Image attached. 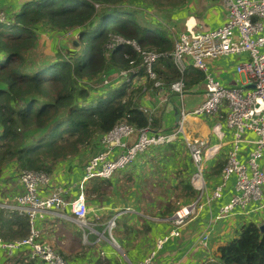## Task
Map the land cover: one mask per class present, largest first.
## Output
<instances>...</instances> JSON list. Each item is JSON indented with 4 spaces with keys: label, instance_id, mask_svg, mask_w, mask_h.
<instances>
[{
    "label": "crops",
    "instance_id": "1",
    "mask_svg": "<svg viewBox=\"0 0 264 264\" xmlns=\"http://www.w3.org/2000/svg\"><path fill=\"white\" fill-rule=\"evenodd\" d=\"M33 1L2 0L1 7L13 18L19 8ZM133 6L140 11V14L136 13L141 23L149 21L147 24H150V19L161 18L163 21L154 26L160 36L165 37L171 44L186 29L197 31L216 28L226 18V10L221 0H185L161 12L143 0H133ZM38 25L36 29L39 32ZM165 59H160L156 64L164 79H161L162 85L157 86L155 80L145 74L137 75L132 80L133 88H141L137 108L147 115L149 125L145 128L149 133L176 130L180 112L185 109L188 113L183 120L182 131H179L173 142L139 155L128 168L116 172L111 178H92L85 181L83 191L88 227L80 229L72 219L56 214L45 215L35 221V226L41 232V239L66 260L77 261L79 264H124L127 261H141L155 251L149 264H204L215 260L218 247L234 238L243 224L253 222L258 226L264 225V198L262 206L253 203L245 210L237 208L234 214L216 219L219 208L235 193L232 176L222 188V195L207 201L210 190L222 182L221 171L231 148L232 132L224 123L223 111L205 116L191 114V110L204 98L202 72L191 65L187 66L183 80L185 91L181 100L169 89L167 64L170 63H165ZM246 59L247 55L244 53L228 54L210 60L209 65L216 79L226 85L235 86L246 82V75L236 71V65ZM169 60L172 64L170 68H174L171 58ZM110 73L114 76L118 72ZM198 76L201 78L198 79ZM216 124L220 125L218 135L212 130ZM245 137L247 140L240 147L242 157L254 147V133L248 132ZM132 140L133 137H130L128 141ZM186 140H206L209 144L215 143L219 146L213 157L203 161V167L206 162V174L203 170V177L208 190L201 194V207L178 228L179 236H169L162 247L156 249L157 241L168 236L174 228L171 218L174 210L198 195L190 181L194 166L185 144ZM101 147L99 138H96L80 154L60 161L49 175L47 187L41 193L47 194L53 187L61 185L69 189L67 199L75 196L85 163ZM116 152L117 148L114 150ZM260 164L264 168V153ZM16 176L15 163L6 165L0 172L1 204L11 198L12 194L7 193L10 191L8 181L15 184ZM0 210L10 213L3 208ZM63 211L69 215L68 209ZM112 218L115 227L112 235H109L106 226ZM204 234H208L207 248L200 247L198 242ZM23 253L15 254L7 260L0 251V264H43L32 260L24 261Z\"/></svg>",
    "mask_w": 264,
    "mask_h": 264
},
{
    "label": "trees",
    "instance_id": "2",
    "mask_svg": "<svg viewBox=\"0 0 264 264\" xmlns=\"http://www.w3.org/2000/svg\"><path fill=\"white\" fill-rule=\"evenodd\" d=\"M143 1L164 10L185 0ZM132 4L133 0H36L24 4L12 24H0V172L15 163L16 172L50 175L60 161L80 154L117 122L125 119L136 128L149 125L147 115L137 108L141 88L132 86L135 76L145 73L141 53L130 45L108 49L106 44L120 36L135 40L142 50L166 54L173 44L156 27L139 23ZM38 24L52 31L73 30L86 51H77L72 60L41 58L35 51ZM164 58L171 64L169 56ZM156 64V79L164 81ZM170 64L169 84L179 78ZM121 70H133L129 80L101 86L95 95L79 82L97 76L100 81L102 75ZM29 230L27 217L0 210L4 241L22 239ZM217 253L204 264H264V230L247 222Z\"/></svg>",
    "mask_w": 264,
    "mask_h": 264
},
{
    "label": "built area",
    "instance_id": "3",
    "mask_svg": "<svg viewBox=\"0 0 264 264\" xmlns=\"http://www.w3.org/2000/svg\"><path fill=\"white\" fill-rule=\"evenodd\" d=\"M226 10L225 21L219 27L212 29H186L173 41L169 54L156 50H142L132 39L116 36L107 44L108 49L130 45L133 50L141 53L144 74L155 80L157 86L162 82L156 79L155 64L163 57L169 56L179 78L169 84V89L182 100L184 96V72L188 65L202 72L204 84L203 100L191 110L196 116L215 115L223 111L224 123L232 132L231 148L226 156V163L221 171L222 182L211 189L209 199L212 201L222 195V188L234 176L235 193L231 199L219 208L216 219L232 215L237 208L245 210L250 204H263L264 168L260 160L264 153V0H221ZM0 24L13 23L5 10L1 7ZM65 32H74L68 30ZM77 34V33H76ZM247 55V59L236 65V71L246 75L244 84L229 86L213 76L210 60L228 54ZM109 53H107L108 55ZM190 60V63H188ZM133 70H121L112 78L109 74L103 76L101 86L118 84L129 80ZM136 77V76H135ZM187 111L182 109L176 130L170 132L157 131L149 133L147 128H136L125 119L117 122L108 132L98 138L101 149L93 154L85 163L83 175L77 186V193L67 199L69 189L61 185L53 187L47 194L41 190L47 187L49 175L42 171L22 170L17 172L15 185L17 191L0 208L12 214L28 218L30 230L26 237L13 241L0 238V251L7 257L24 252L27 260L43 264H79L62 257L49 243L41 239V232L35 226V221L45 215H58L65 219H72L80 229L88 227L87 205L83 184L92 178L108 179L116 172L128 168L141 154L153 148H160L173 142L179 131H182L183 120ZM219 124L212 130L220 134ZM252 132L255 139L254 147L244 157L240 147L247 140L245 135ZM133 137L132 141H128ZM189 150L190 160L194 172L190 181L198 195L192 201L179 205L172 214L173 230L168 236L159 239L156 249L162 247L169 236H179L181 227L201 207V194L208 190L203 177V161L213 157L218 151V144H209L206 140L185 141ZM118 152L114 153L115 149ZM68 209V213L63 210ZM115 227L114 218L107 223L109 235ZM208 234L198 240L199 246L207 248ZM155 254H151L141 261L124 264H149Z\"/></svg>",
    "mask_w": 264,
    "mask_h": 264
},
{
    "label": "rangeland",
    "instance_id": "4",
    "mask_svg": "<svg viewBox=\"0 0 264 264\" xmlns=\"http://www.w3.org/2000/svg\"><path fill=\"white\" fill-rule=\"evenodd\" d=\"M34 1H36V0H34ZM142 5H145V4H142ZM148 6L149 5H146V7H148ZM133 7L134 6L132 4L131 8H133ZM153 8L159 12L162 11V8H160L156 5H153ZM22 9H23V6L21 8H19L16 11V13L21 12ZM133 9H135V8H133ZM136 12L138 14H140L139 10H136ZM136 19L140 23L139 17H136ZM150 21H151V23L149 25L154 26L156 24L161 23L163 20H161V18H160L157 20H155V19L151 20L150 19ZM142 23L147 24V23H149V21H143ZM38 26H40V28H39V32H38V42H37V46H36L35 51L38 54H40L41 58H45L47 60H52V61H56L58 58H62L63 60H66V58H68V60H72V58L75 56L74 54H77V51H80V54L82 55L87 49L86 44L80 43V45H79V43L77 42V40H79V39L77 37L76 32L72 33V32H65V31H63V32L62 31L61 32L52 31L51 29H48L47 26H45V25L39 24ZM71 55H73V56H71ZM103 76L104 75H102V79H103ZM112 77H113V74H111V73L107 76V78H112ZM99 79L100 78L97 76L94 79H81V80H79V82H80V85H84L89 89L90 94L95 95L97 92V89L99 87H101V84H102V80L99 81ZM205 163L206 162H204V173L206 174V164ZM8 184L10 186V191H7L5 188H3V190H6L8 195L14 194L17 191L16 185L12 181H8ZM14 253L16 254V251Z\"/></svg>",
    "mask_w": 264,
    "mask_h": 264
},
{
    "label": "water",
    "instance_id": "5",
    "mask_svg": "<svg viewBox=\"0 0 264 264\" xmlns=\"http://www.w3.org/2000/svg\"><path fill=\"white\" fill-rule=\"evenodd\" d=\"M260 229L261 230H264V225H260Z\"/></svg>",
    "mask_w": 264,
    "mask_h": 264
}]
</instances>
